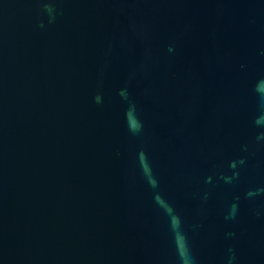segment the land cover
Segmentation results:
<instances>
[{
	"label": "water",
	"instance_id": "95a60500",
	"mask_svg": "<svg viewBox=\"0 0 264 264\" xmlns=\"http://www.w3.org/2000/svg\"><path fill=\"white\" fill-rule=\"evenodd\" d=\"M0 264H264V0H0Z\"/></svg>",
	"mask_w": 264,
	"mask_h": 264
}]
</instances>
